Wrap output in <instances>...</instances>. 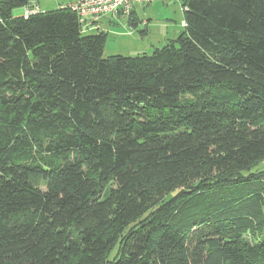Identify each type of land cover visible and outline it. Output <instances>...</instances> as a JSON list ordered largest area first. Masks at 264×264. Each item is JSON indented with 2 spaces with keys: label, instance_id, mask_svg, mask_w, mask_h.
<instances>
[{
  "label": "trees",
  "instance_id": "obj_1",
  "mask_svg": "<svg viewBox=\"0 0 264 264\" xmlns=\"http://www.w3.org/2000/svg\"><path fill=\"white\" fill-rule=\"evenodd\" d=\"M180 2L177 37L104 57L0 0V264H264V0Z\"/></svg>",
  "mask_w": 264,
  "mask_h": 264
},
{
  "label": "rangeland",
  "instance_id": "obj_2",
  "mask_svg": "<svg viewBox=\"0 0 264 264\" xmlns=\"http://www.w3.org/2000/svg\"><path fill=\"white\" fill-rule=\"evenodd\" d=\"M73 0H33L40 11L55 9ZM134 4L135 24L129 23L126 14L116 15L112 22L104 20L101 26L105 34L103 56L114 54L132 56L150 53L168 39H173L183 31L184 19L181 2L170 0L166 6L161 3ZM23 6L14 8V16L23 15ZM101 25V24H100ZM96 30L87 33L95 32Z\"/></svg>",
  "mask_w": 264,
  "mask_h": 264
},
{
  "label": "built area",
  "instance_id": "obj_3",
  "mask_svg": "<svg viewBox=\"0 0 264 264\" xmlns=\"http://www.w3.org/2000/svg\"><path fill=\"white\" fill-rule=\"evenodd\" d=\"M168 3L170 0H73L62 7H68L77 15L80 29L83 33L100 28L99 21L113 14L131 15L134 4H150L152 2ZM180 1V0H178ZM35 5L26 7L24 15L38 12ZM185 26V21H182Z\"/></svg>",
  "mask_w": 264,
  "mask_h": 264
},
{
  "label": "crops",
  "instance_id": "obj_4",
  "mask_svg": "<svg viewBox=\"0 0 264 264\" xmlns=\"http://www.w3.org/2000/svg\"><path fill=\"white\" fill-rule=\"evenodd\" d=\"M71 2V1H70ZM69 3V2H68ZM153 3V2H152ZM157 3H161V2H157L156 1V3L155 4H157ZM161 4H163V6H166L167 5V3H161ZM39 8V7H38ZM132 12L134 13L135 12V9H134V6H133V10H132ZM23 14H24V11L22 12ZM118 16V15H120V14H113V15H110V16H108V17H105V18H103V19H101L100 21H99V25H100V28H101V26H102V24L104 23V22H106V21H109V22H112V20H114L115 19V16ZM104 20V22H102Z\"/></svg>",
  "mask_w": 264,
  "mask_h": 264
}]
</instances>
